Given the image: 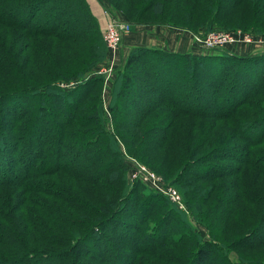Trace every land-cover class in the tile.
<instances>
[{
  "label": "trees",
  "instance_id": "16d2710c",
  "mask_svg": "<svg viewBox=\"0 0 264 264\" xmlns=\"http://www.w3.org/2000/svg\"><path fill=\"white\" fill-rule=\"evenodd\" d=\"M75 1L77 0H0V75L9 76L13 80L8 84L3 83L4 85L0 83V146L7 138L11 142L17 139L20 142L17 141L18 144L14 145L13 150L21 149L18 158L0 159V264H160L158 262L163 261L168 264H212L216 257L222 258L225 264H264V238H259L258 242L254 238L252 240V246L258 245V249L254 250L260 252L259 259L238 257V263H234L231 261L230 250L225 245L227 237L222 233H215L213 227L199 217L198 209L190 204L188 198H184V203L189 210L190 219L208 229L209 240L195 233L193 228L187 232L189 237H173L175 226L172 223L177 226L176 220L179 218L175 215H181L182 212L175 208L170 211L165 209L168 198L146 190L140 184H134L128 189L126 195L118 199L114 209L103 210L99 207L96 204L97 193L91 190V184L98 182V187H102L120 181L122 168H119L118 162L125 160L122 145L126 148V153L131 155L130 149L116 132L117 125L123 121H115L116 131L113 132L103 111L102 102L100 106H84L89 99L87 95L82 104L73 105L72 110L76 108L80 111L82 107H86L83 109L85 111L93 107V114L82 118V115L75 117L70 111L65 116L73 117L82 127H85V122H88L87 125L92 122L100 123L101 134L107 140L101 139L103 136L97 133V138L93 141H88L86 135H78L73 141H67L72 137L65 135L64 128L72 126L73 123L65 125L56 120L51 130L41 129L40 120L58 109V97L51 91L61 86L56 83L38 85L27 82L25 68L27 70L32 65H38V60L33 54L32 57L26 56L24 49L17 48L18 43H12L27 37L31 44L36 45L42 36L49 38L48 41L61 40L55 45L59 48L64 47V40L70 37L75 42L78 34L72 33L69 37L66 35L75 16ZM98 1L112 14L105 0ZM237 3L248 6L254 18L257 15H260L259 18L264 16V0H237ZM163 7V2L156 1L152 5V13L162 14ZM22 8H27L24 14ZM232 12L233 10L229 12L226 9L222 20H226ZM233 15L235 16L234 13ZM86 17L93 26L95 18L89 9L86 10ZM127 22L131 26L156 23L168 25L165 22L144 23L130 18ZM175 27L185 29L179 25ZM186 29L196 33L191 27ZM53 52L52 49V54ZM157 54H162V51L146 47L133 50L128 58L126 76H118L115 80V84L119 83L123 91L122 95L130 97L133 92L135 77L129 71L149 56ZM167 54L176 59L171 66L174 71L170 70L176 75L179 71H184L182 74L185 75L205 63L196 54ZM230 57L243 62L264 59V55ZM163 77L159 81L153 79L156 81L154 84L161 83L166 78L165 73ZM195 77L190 74L189 83L193 84ZM104 79L105 76L101 74L92 76L74 84L69 90L93 92L92 87L97 85L99 88ZM216 79L215 84L210 79L205 82L213 90V95L209 98L201 96L193 87L187 88V106L181 102V95L175 92L179 87L178 83L164 80L166 82L161 83L162 86L155 88L158 98L149 102L150 107L147 110L144 109L139 125L153 119L151 122L154 125L149 126L151 133L154 130L164 132L162 140L157 143L156 151L163 150L169 155L173 153L172 147L166 145L172 138L177 141V132L174 133V130L187 125V138L183 140L182 147L178 143L179 150L173 153L176 161L182 162V165L176 179L169 184L184 193L183 190L187 191L190 186L203 183L201 188L208 189L209 200L217 192L220 193V188L225 185L235 189L230 201L232 207L228 209L232 214L224 218L221 213L222 216L215 218L213 222L222 220L229 226L238 211V215H241L229 229L234 230L236 236L248 239L255 233L259 234V229L261 235L264 234V77L258 81V88L253 92L252 89L249 90L250 93L234 92L238 89L240 79L238 82L235 80L228 83L226 89L230 100L218 96L223 94L222 91L219 92L223 90L220 82L226 81V78ZM22 96L29 100L27 109H24L27 106L23 105L22 108L14 102L18 97L21 101ZM205 98L207 101L203 102ZM9 101L11 115L5 105ZM145 101L143 99L141 102L144 104ZM117 104L121 105L119 101ZM134 104L138 107L137 100ZM115 107H112L113 112ZM150 113L152 114L149 116ZM220 120L222 124L218 122ZM201 126L202 136L197 133V130L202 129ZM218 128L222 133L219 143L213 135ZM15 133L21 134L22 138L15 136ZM32 135L36 136V142ZM141 140L142 135L139 138ZM102 143H105V147L100 145ZM78 146L80 147L77 148ZM141 146H144V142ZM82 154L85 164L76 161L71 164L67 161L68 157L73 159ZM16 167L23 172L18 179L13 171ZM219 169L221 170L218 172ZM186 175H192L197 182L194 181L193 184L184 181ZM42 179L45 180L40 182ZM184 195L187 196V192ZM133 197H137L133 201V218L139 223L126 229L127 222L121 221L118 214L122 204ZM164 210L160 216L159 213ZM115 222L119 225L118 228L114 225ZM254 227L257 228L256 231ZM127 231H131V234H125ZM118 232L125 234L123 241H116L113 233L117 235ZM106 239L110 242L107 244L109 249H104L102 245ZM116 246H119V250L121 247L128 249L132 254L130 258L123 256L126 254L123 251L119 253Z\"/></svg>",
  "mask_w": 264,
  "mask_h": 264
},
{
  "label": "rangeland",
  "instance_id": "374dc122",
  "mask_svg": "<svg viewBox=\"0 0 264 264\" xmlns=\"http://www.w3.org/2000/svg\"><path fill=\"white\" fill-rule=\"evenodd\" d=\"M156 1H161L164 4V10L162 14L155 15L152 13L151 8L152 5L156 3ZM236 1L237 0H105V3L107 4L108 9L111 10L112 14L104 8L102 10L103 16L97 17L93 8L94 0H77L75 1L76 6H74L76 9L75 16L73 17L74 19L71 20L72 22L70 24L71 26L68 27V33L66 32L67 37H69V35L72 33L78 34L76 41L74 40L75 42H73V39H70V37L68 40H64L66 41V43H64V47L59 48L57 46L55 47V45L59 44L61 40L53 42V39H50V41H48L49 38H43L42 36L41 38L38 37L39 41L36 45L31 44V40L27 37L21 39L20 42L12 43L13 45L18 43L17 48L24 49V54H26V56L29 57L30 55L32 57L33 54L38 60V65H32L28 67L27 70L25 68V71L27 72L25 73V78L28 76V79L26 80L27 82L36 84L56 83L61 86L57 90L51 91L58 97L59 103L56 105L58 109L57 111L53 110L51 115H45L43 120H40L42 121L41 129L45 128L48 131L51 130L54 126V120L61 121V123L65 125L73 123L72 126H65L64 128L65 135H71L72 137L67 141H73V139L78 135H86L88 141L95 140L97 138V133L101 134L102 132L100 123L92 122L91 124L87 125L88 122H85V127L84 125L82 127L81 125L77 124V120L73 117L65 116V114L70 111L71 113L75 114V117L82 115V118L83 116L85 117V115L87 116L88 114H93V107L90 110L85 111L83 109L86 107H82L80 111L76 110V108L75 110H72L74 108L73 105L77 104L76 106H80L83 100L87 98V95L89 99L86 101L84 106H100L102 102L103 111L109 120V127L113 132L116 131V122L120 120L123 121V123L117 125L116 132L119 134L125 145L130 149L129 152L131 155L126 153V148H124L122 145L125 160L121 161L124 164L118 162L119 168H122V179L115 184H110V186L102 185V187H98V182L91 184L90 186L91 190L97 193L96 204L99 207H102L103 210L104 208L107 210L114 209L118 199L122 196H125L127 190L130 189L134 184H140L145 187L146 190L162 195L163 193H160L153 187L150 179H148L146 175H155L168 185H170L169 182H173L176 179V174L178 173L182 162L178 163V161L175 159L176 156H174L175 154L173 153L179 150L178 143H180L181 146L183 140L187 138V125L185 124L181 126L180 129L177 127L174 130V133L177 132L175 135L177 141L173 140L172 138L170 139V143L166 145L167 147H172V155L167 154V152L163 150L156 151L158 149L157 143L162 140L164 132L161 130L160 132H155L154 130L151 133V127L149 128V126L154 125V122H151L153 119H149L144 124L142 123V126L139 125V121L144 116L143 112H145V110L150 107L149 102H151L154 98H158L155 88H158L160 85L162 86L161 83L166 82L164 80H170L172 82L175 81L178 83L179 87L175 92L176 94L181 95L183 98L181 102L184 104V106L189 104L186 99L187 88L190 89L193 87L195 90L200 92L201 96L208 98L212 97L213 90L210 86H208L207 83H205L209 79L212 84H215L217 80L216 78H226V81L220 82L223 90H220L219 92L222 91L221 93L223 94H219L218 96L221 99L225 97L226 99L228 98L230 100L227 95V86L228 83H231L235 80L238 82L240 79L238 82V89L234 91L235 93H250L249 90L252 89L253 92L258 88V81L264 77V59L243 62L238 59H233L230 56L255 57L264 55V16L259 18L260 15H257L254 18V14L250 12L248 6H240L238 3L236 4ZM27 8H22L21 11H23V14ZM88 9L91 12L92 17L95 18L93 26H91L86 19V10ZM226 9L229 12L233 10V12L229 15V17H227L226 20H222L225 14L224 11ZM118 18L124 19L123 21L126 23L130 18L133 21H143L144 23L165 22L168 25L156 23L152 25L140 24L131 26V24L128 22L129 26L125 28L127 34L124 37L125 40H123L121 43H124L126 48L124 52H122L120 48L118 53L115 47L112 46L113 43L107 40V37L111 33L110 29H112L114 19L118 20ZM175 25H179L185 29L177 28ZM128 27L130 30H128ZM186 27L193 28L196 33L186 29ZM177 29L181 30V32ZM183 31H187L188 34L184 35ZM239 32H241L243 36H249L251 41L248 42L245 39L238 40ZM171 33L173 34L171 35ZM222 33H231L236 39L230 42L228 45L215 49H209L205 44L197 41L200 36L207 40L210 36ZM181 40L184 45L186 43L188 44L186 52L181 54L189 53L191 55H199L202 57L201 59H203L205 63H203L201 67L195 68V70L193 69L192 72H186L185 75L182 74L184 71H179L176 75L174 72L170 71L174 69L173 67L171 68V66L172 63H175L176 59L173 56L170 57V54L167 53L174 52L168 50H171L170 47L172 46H180L179 44ZM192 43L196 44V46L200 48V50H195L197 53L191 52L195 49ZM143 47L153 50H160L162 51V54L149 56L143 60L139 66L133 68L132 71H129V73L133 74L135 77L134 87L130 97L124 96L121 94L123 91L120 89L119 83L116 85L115 80L118 76H120V78L126 76V66L130 54L133 52V50ZM52 49L54 50V54H52ZM101 52H104V54L101 55ZM8 67L10 68V66ZM103 71L107 72V74L100 73ZM163 73L166 74V78L162 80L161 83L154 84L156 81L153 79L159 81L161 78H164ZM100 74L105 76V79L100 84V90L97 88V85L96 87H92L93 92L87 91L84 93L82 90H69L72 86H74V84L76 85L85 81L89 77ZM190 74L196 76L195 82L193 84L189 83ZM205 75L209 77H205ZM11 81H13L11 77L0 75V83L8 84ZM115 91L116 93L114 94ZM229 94L231 95V92ZM21 98V101L18 97V100L15 99L14 102H17V106L20 107L23 105L24 107L27 106L24 108L27 109L30 105L28 98L23 96ZM143 99H146L144 104L141 102ZM136 100L138 107L136 106L137 104H134ZM118 101L121 105L117 104ZM205 101H207L206 98L203 100V102ZM180 104L181 103H179V105ZM5 105L11 115L12 109L10 107V101L5 103ZM112 107H115L114 112ZM152 113H150L149 116ZM218 122L222 124V120ZM37 125L40 128V124L37 123ZM201 127L202 129H199V131L197 130V133L200 136H202L203 133L201 131L203 130V126ZM34 131H36V129H34ZM216 132L213 135L218 142L222 133L219 128L216 130ZM18 135L21 137V134ZM18 135L15 133V136ZM101 135L103 136V134ZM141 135L142 140L139 141ZM31 137H33L34 141L36 142V136L32 135ZM21 138L18 139L21 140ZM101 139L107 140L106 136H103ZM17 141L18 140L16 139L15 141L12 140L11 142L8 140V138L6 139V141L2 144L3 147L0 146V159L4 158L5 160H8V157H19L21 149L13 150L14 145H17L18 142H20ZM143 142L145 147L141 146V143ZM66 145H68V143ZM100 145L105 147V143ZM79 147L80 146L77 148ZM83 156L84 154L81 156H75L73 159L72 157L71 159L68 157L67 161L71 164H73L75 161L80 164H85ZM160 156H162V158H159ZM130 158H134L137 162H139V164L146 170L145 173L139 172L140 170L138 165L131 162ZM220 170L221 169H219L218 172ZM13 171L17 179L20 178L22 175L21 173H23L22 170H19L17 167ZM191 176L192 175H186L184 181H188V183L192 182L194 184L195 178ZM54 177L55 176H53V179ZM45 179H42L40 182L44 181ZM34 180L38 182L37 178ZM202 184L199 182L192 187L190 186L187 191L183 190L185 191L184 193H181L180 190H178L172 184L170 187L178 190L183 203L185 201L184 198L189 199L190 204L198 209L199 217L202 218L205 223H209L210 226L213 227V231L215 233H222V235L227 237L225 245L230 250L231 261L238 263V257L244 259L254 257L256 260L259 259L261 257L260 252L258 250H254L258 249V245L252 246V240L256 239L258 242L259 238H264V234L261 235V229L258 230L259 234L255 233L253 236L248 237V239H245L244 236H236V232L229 229V227L238 221L239 215H241H238V211L235 212L236 218L232 220L229 226L224 224V221L222 220L217 222L218 224L213 222L215 218L219 219L222 215L224 218H226L227 215L230 216V214H232V211H229L228 209L232 207L230 205V201H232V196L235 194L236 190L225 185V187L223 186L220 188V193L217 192V194H214V196L209 200L210 193H208L207 188H201ZM186 192L187 196L184 195ZM136 198L137 197H133L130 201L124 202L118 214L121 221L127 222L126 229H131L133 225L139 223L137 219L133 218L135 213L133 201H135ZM166 198H168V203L165 209H169L170 211L175 208L182 212L181 215H175L176 218L180 219L176 220L178 223L177 226L172 223L175 226V231L172 233L174 234L173 237H189L187 232L193 228V231L198 233L205 240L210 239V233L208 232V229L197 224L194 219H190V213L185 203V206L181 207L179 204L172 201L168 196H166ZM164 212L165 210L162 211V213H159L160 216H162ZM221 213L222 215L220 216ZM181 222L183 223L181 224ZM114 225L117 228L119 226L117 222H115ZM185 226L187 228H185ZM253 229L256 231L257 228L254 227ZM113 234L117 238L116 241L120 242L125 238V234H131V231H127L125 234H119V232L117 235L116 233ZM112 236L111 238L114 239ZM108 243L110 242L106 239L102 244L104 249H109L107 245ZM116 248L119 250V246H116ZM120 250L119 253L122 251L126 253L123 254V256L127 255L130 258L132 255L126 248L122 249L121 247ZM158 263L168 264L167 261ZM212 264H225V261H223L220 257H216L213 259Z\"/></svg>",
  "mask_w": 264,
  "mask_h": 264
},
{
  "label": "built area",
  "instance_id": "2783aa9c",
  "mask_svg": "<svg viewBox=\"0 0 264 264\" xmlns=\"http://www.w3.org/2000/svg\"><path fill=\"white\" fill-rule=\"evenodd\" d=\"M129 26V23L127 22H123L120 20H115L113 21L112 24V29H110L111 33L110 35L107 37L108 41H111L113 43V47H115V49L118 51H120L121 48V43L125 37V35L127 34L125 28ZM128 30H130V28L128 27ZM236 38L231 34V33H222V34H215L214 36H210L207 40L200 36L197 41L198 42H202L203 44H205L207 46V48L209 49H215V48H220L222 46L228 45L230 44V42L234 41ZM239 39H245L246 41L250 42L251 39L249 36L246 35H242L241 32H239ZM101 74H107V72H100ZM130 161L135 163L136 165H138L139 168V172L145 173V169L139 164V162H137L134 158H130ZM148 174V172H147ZM150 176V177H149ZM146 177L148 179H150L151 184L153 185V187L158 190L160 193L162 192L163 194H165L166 196H168L172 201H174L175 203L179 204L181 207H184L185 204L183 203V200L181 199V196L178 192V190H175L174 188L170 187V185L166 184L162 179L158 178L155 175L149 174L148 176L146 175Z\"/></svg>",
  "mask_w": 264,
  "mask_h": 264
},
{
  "label": "crops",
  "instance_id": "0c3cea01",
  "mask_svg": "<svg viewBox=\"0 0 264 264\" xmlns=\"http://www.w3.org/2000/svg\"><path fill=\"white\" fill-rule=\"evenodd\" d=\"M103 7V5L101 4V3H99V1H97V0H94V3H93V8H94V12L96 13V15H97V17L99 16V17H102L103 15H102V10L104 9V7ZM118 20H120V21H123L124 19H121V18H118ZM178 30V29H177ZM178 31H180L181 32V30H178ZM183 33H184V35L185 34H188V32L186 31H183ZM173 33H171V35H172ZM123 40H125V39H123ZM193 44V47H195V49H194V51H191V52H194V53H197L195 50L197 49V50H200V48H198L197 46H196V44H194V43H192ZM180 46H175V47H170L171 48V50H168L167 48H165L166 50H168V51H174V52H180V53H185L186 52V49L188 48V44L186 43L185 45L183 44V42H182V40H181V42H180V44H179ZM125 46H124V43L123 44H121V50H122V52H124L125 51ZM159 48H161V47H159ZM187 51H189V50H187ZM198 54H200V53H198Z\"/></svg>",
  "mask_w": 264,
  "mask_h": 264
}]
</instances>
